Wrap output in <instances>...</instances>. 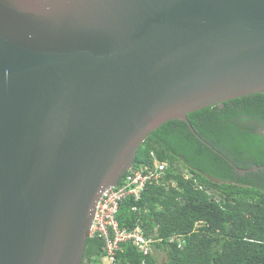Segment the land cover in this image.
Listing matches in <instances>:
<instances>
[{"label": "water", "instance_id": "obj_1", "mask_svg": "<svg viewBox=\"0 0 264 264\" xmlns=\"http://www.w3.org/2000/svg\"><path fill=\"white\" fill-rule=\"evenodd\" d=\"M256 92L264 0H0V264H81L151 132Z\"/></svg>", "mask_w": 264, "mask_h": 264}, {"label": "trees", "instance_id": "obj_2", "mask_svg": "<svg viewBox=\"0 0 264 264\" xmlns=\"http://www.w3.org/2000/svg\"><path fill=\"white\" fill-rule=\"evenodd\" d=\"M187 118L165 122L139 147L133 166L153 164L154 151L167 162L165 174L140 200L124 198L116 218L154 241L147 254L121 242L114 264H156L159 249L168 264H264V168L237 170L264 165V92ZM105 246L102 235L90 236L81 264H100Z\"/></svg>", "mask_w": 264, "mask_h": 264}, {"label": "built area", "instance_id": "obj_3", "mask_svg": "<svg viewBox=\"0 0 264 264\" xmlns=\"http://www.w3.org/2000/svg\"><path fill=\"white\" fill-rule=\"evenodd\" d=\"M153 164L140 163L121 177L118 185L104 190L100 196L90 236L95 234L105 238L106 257L111 264L115 262L116 251L121 242L131 241L145 254L152 250V236H146L141 226L132 229H121L116 218L121 201L128 195L140 198L146 184L151 181L161 182L167 162L160 160L154 151L150 153Z\"/></svg>", "mask_w": 264, "mask_h": 264}, {"label": "rangeland", "instance_id": "obj_4", "mask_svg": "<svg viewBox=\"0 0 264 264\" xmlns=\"http://www.w3.org/2000/svg\"><path fill=\"white\" fill-rule=\"evenodd\" d=\"M181 168H183V165L182 166H180ZM146 187V186H145ZM145 189V188H144ZM144 191V190H143ZM142 191V192H143ZM128 196H131V197H133L134 198V200H140L141 198H142V194H141V196H140V198H138V199H136L135 198V196H133V195H128ZM127 197V196H126ZM125 197V198H126ZM154 255H155V257H156V264H168L167 263V255H166V252L164 251V250H157V251H154ZM101 261H100V264H111L110 263V260L106 257V256H104V257H102L101 259H100Z\"/></svg>", "mask_w": 264, "mask_h": 264}, {"label": "bare ground", "instance_id": "obj_5", "mask_svg": "<svg viewBox=\"0 0 264 264\" xmlns=\"http://www.w3.org/2000/svg\"><path fill=\"white\" fill-rule=\"evenodd\" d=\"M143 229V228H142ZM105 255V254H104ZM116 256V255H115ZM100 260V259H99ZM101 261V260H100Z\"/></svg>", "mask_w": 264, "mask_h": 264}]
</instances>
